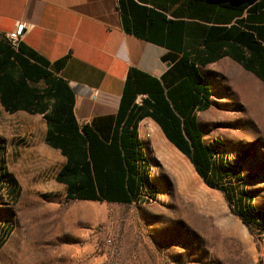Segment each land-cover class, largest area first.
I'll list each match as a JSON object with an SVG mask.
<instances>
[{
	"label": "rangeland",
	"instance_id": "obj_1",
	"mask_svg": "<svg viewBox=\"0 0 264 264\" xmlns=\"http://www.w3.org/2000/svg\"><path fill=\"white\" fill-rule=\"evenodd\" d=\"M205 75L211 99L198 126L214 176L222 175L216 186L232 191L234 202L155 130L153 144H143L153 200H67L54 180L62 158L43 150V126L0 111L4 169L17 185L12 199L0 187V219L13 225L0 264H264V83L225 60ZM237 197L251 200L254 224L238 214Z\"/></svg>",
	"mask_w": 264,
	"mask_h": 264
},
{
	"label": "crops",
	"instance_id": "obj_2",
	"mask_svg": "<svg viewBox=\"0 0 264 264\" xmlns=\"http://www.w3.org/2000/svg\"><path fill=\"white\" fill-rule=\"evenodd\" d=\"M260 2L255 0L238 10L212 0H0V40L17 22H24L27 29L20 44L45 62V66L38 65L52 78L72 91L77 126L86 125L105 143L117 140L122 129L134 127L140 145L136 174L141 180L147 177L153 185L143 144H153L155 130L176 148L151 117L149 104L155 100L148 93L155 90L156 82L170 106L165 93L185 78L188 70L201 87L208 88L211 99L206 68L221 60L237 63L233 57L240 50L249 56L236 39L241 30L248 31L250 24H260L249 19L263 9ZM127 80L130 88L125 91ZM42 82L30 83L40 92L33 103L23 101L22 107L13 112L6 111L0 103V111L43 126V150L58 153L61 168L65 157L45 142L47 123L43 116L50 112L53 100L41 94L47 88L44 82V87L38 85ZM198 113L195 119L199 128ZM4 150L0 143L1 174L6 167ZM55 182L66 195V185ZM4 184L6 196L12 199L17 185L1 179L0 187ZM132 193L136 196L125 192L127 199L133 197L132 202L152 200L145 185H139ZM12 231L10 220L0 219V244Z\"/></svg>",
	"mask_w": 264,
	"mask_h": 264
},
{
	"label": "trees",
	"instance_id": "obj_3",
	"mask_svg": "<svg viewBox=\"0 0 264 264\" xmlns=\"http://www.w3.org/2000/svg\"><path fill=\"white\" fill-rule=\"evenodd\" d=\"M225 7L242 10L255 0H212ZM263 6L251 22L248 31H240L239 41L241 48L249 52L246 57L243 51L233 59L243 69L253 73L264 82V0ZM34 62H30V60ZM45 62L19 44L16 50L1 38L0 40V103L9 112L20 109L23 101L33 103L40 92L30 85L43 81L47 88L41 94H46L53 100L51 110L44 114L47 123L45 142L48 146L58 149L65 157V163L58 171L55 180L65 184L67 200L108 202L129 204L133 201L132 191L138 186L145 185L151 192L150 199H154L153 185L146 178L140 179L136 174L135 164L140 154V145L135 128L121 130L117 140L109 143L103 142L86 126L78 127L72 112L73 93L68 86L60 80L52 78L42 66ZM193 73V71H192ZM150 82V81H149ZM190 76L187 70L185 78L165 93L170 100V106L164 101L162 88L157 86L153 92L148 93L155 101L150 105L151 117L165 131L167 139L183 154L194 166L195 172L209 187L225 192L229 202H234L233 192L227 188L216 186L217 179L222 175L213 173L212 156L210 150L202 141V133L196 125L195 113L209 108L210 95L206 86L201 87ZM130 88L127 80L125 91ZM135 87L132 90H137ZM143 89H151L144 87ZM180 100V101H177ZM124 101L121 98L120 108ZM0 167V171H1ZM225 175H228L225 173ZM16 184L14 178L5 171L0 173V180ZM125 192H130L127 199ZM239 208L238 214L248 224H254L259 215L255 212L247 213L250 199L236 198ZM241 203L245 214L241 213Z\"/></svg>",
	"mask_w": 264,
	"mask_h": 264
},
{
	"label": "built area",
	"instance_id": "obj_4",
	"mask_svg": "<svg viewBox=\"0 0 264 264\" xmlns=\"http://www.w3.org/2000/svg\"><path fill=\"white\" fill-rule=\"evenodd\" d=\"M26 29L27 26L24 22H17L12 31L3 34V38L12 49L16 50Z\"/></svg>",
	"mask_w": 264,
	"mask_h": 264
}]
</instances>
